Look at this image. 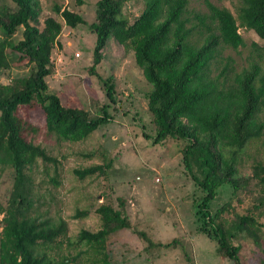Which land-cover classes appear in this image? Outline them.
Wrapping results in <instances>:
<instances>
[{"label":"trees","instance_id":"trees-1","mask_svg":"<svg viewBox=\"0 0 264 264\" xmlns=\"http://www.w3.org/2000/svg\"><path fill=\"white\" fill-rule=\"evenodd\" d=\"M71 1L78 6L84 4V0ZM126 1H96L94 22L89 25L95 35L89 73L97 75L95 67L103 58L109 38L133 52L136 67L151 85L145 98L154 127L152 143L181 144V163L200 192L194 200L198 230L216 244L218 255L240 264V247L233 244V238L242 235L258 244L255 228L259 225L252 213H235L236 232L231 235L218 220L229 205L212 212L210 204L223 185L230 186L233 195L238 193V158L250 142L262 135L264 68L261 57L251 59L247 68L235 74L225 67L214 77L210 66L219 49L244 46L239 28L264 39V0H238L236 16L205 0L208 14L196 17L197 25H190L186 17L188 0H142L144 9L131 24L122 13ZM9 2L14 9L0 12V52L23 64L28 74L13 84H0V173L8 192L5 206L0 203V264H71L74 257L46 252L67 237V222L61 217H39L31 211L34 202L30 170L38 161L46 173L51 165L53 176L49 181L57 187L58 160L33 144L31 135L38 128L20 118L17 111L22 106L38 108L44 117L46 135L57 142H80L113 120L109 108L117 103L115 89L109 82L111 77L103 80L97 75L109 103L95 107L93 118L81 108L63 106L46 82L53 72L51 56L58 45L61 23L48 17L40 25L39 0ZM53 11L69 28L86 24L83 16L67 8L54 6ZM19 29L21 38L14 42ZM5 70L8 67L0 65V72ZM105 168L108 165H94L74 172L84 179L104 174ZM252 176L263 194L262 204L264 165L256 164ZM118 201L119 210L108 201L101 203L95 209L100 228L95 232L80 230L69 244L75 248L97 244L103 252L102 264H113L108 240L123 230L133 232L148 253L178 245L177 239L153 242L144 231L131 225L123 201ZM87 214L77 212L74 216L82 218ZM184 258L187 264H194L190 255Z\"/></svg>","mask_w":264,"mask_h":264},{"label":"rangeland","instance_id":"rangeland-1","mask_svg":"<svg viewBox=\"0 0 264 264\" xmlns=\"http://www.w3.org/2000/svg\"><path fill=\"white\" fill-rule=\"evenodd\" d=\"M96 1L84 0V4L78 6L71 0H39L40 25L48 17L62 25L58 45L51 56L53 72L46 78L49 91L59 97L63 106L81 108L93 118L95 107L109 103L98 76L103 80L111 77L109 82L117 100L109 108L113 120L80 142L55 141L53 136L46 135L44 117L38 108H18V116L38 128V132L31 135L33 144L58 160L60 185L57 187L49 181L53 176L51 165L46 173L44 165L38 161L29 172L34 202L32 214L54 220L61 217L68 224L67 237L47 248L46 252L74 257L71 264H102L103 252L97 244L75 248L69 242L82 229L95 232L100 228L95 209L101 203L108 201L119 210L118 200L121 199L132 226L144 231L155 243L177 239L178 245L148 253L145 244L133 232L123 230L108 240L113 264H187L185 254L190 255L194 264H235V260L218 255L216 244L198 230L194 200L200 192L181 163V144L177 141H166L161 145L152 143L154 127L145 98L151 85L136 67L133 52L109 38L103 58L95 67L98 76L89 73L95 39L89 25L94 22ZM208 1L218 8H227L236 16L238 0ZM54 6L77 12L86 24L74 29L67 27L53 11ZM7 8L14 9L9 0H0V12ZM143 9L142 0H127L122 13L131 24ZM207 14L205 0H188L186 17L190 25H197L196 17ZM238 33L244 46L237 50L219 49L210 66L211 76H217L225 67L228 71L232 69L233 74L239 73L248 67L251 59L259 60V57L264 68V39L244 28H239ZM20 38L21 29L17 30L13 41ZM14 60L0 52V65L8 67L0 72V84H13L28 74L27 68ZM260 119L264 123V113ZM258 163L264 165V128L260 138L250 142L238 158V193L233 195L232 188L223 185L210 204L212 212L226 203L229 205L218 220L231 235L236 232L235 213L250 212L255 217L259 225L255 228L258 244L242 235L233 238V244L240 247V264H264V202L260 204L263 194L252 176L253 167ZM94 165H108V168L104 174H93L84 179H79L74 172ZM2 176L0 173V203L5 206L8 192ZM84 211L87 216L75 218L77 212Z\"/></svg>","mask_w":264,"mask_h":264}]
</instances>
